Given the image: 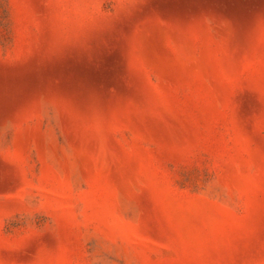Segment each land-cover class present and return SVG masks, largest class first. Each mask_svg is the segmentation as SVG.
<instances>
[{
  "label": "rangeland",
  "instance_id": "374dc122",
  "mask_svg": "<svg viewBox=\"0 0 264 264\" xmlns=\"http://www.w3.org/2000/svg\"><path fill=\"white\" fill-rule=\"evenodd\" d=\"M0 86V264H264V0H0Z\"/></svg>",
  "mask_w": 264,
  "mask_h": 264
},
{
  "label": "bare ground",
  "instance_id": "6f19581e",
  "mask_svg": "<svg viewBox=\"0 0 264 264\" xmlns=\"http://www.w3.org/2000/svg\"><path fill=\"white\" fill-rule=\"evenodd\" d=\"M77 72H78V71H77ZM70 73H71V72H70ZM65 74H66V73H65ZM78 75H80V74H78ZM83 75H84V74H83ZM61 76H62V75H61ZM81 76H82V75H81ZM81 76H80V77H81ZM87 76H89V75H87ZM82 77H83V76H82ZM84 77H85V76H84ZM84 77H83V79L86 78V77H85V78H84ZM70 78H71V77H70ZM73 78H74V76H73ZM74 79H75V78H74ZM74 79H73V80H74ZM65 80H66V79H65ZM67 81H68V80H67ZM71 81H72V80H71ZM85 82H86V83H85ZM85 82H84V83L86 84V86H88V88L91 89V88L94 87V86H93V85H94V84H93L94 82H93L92 79H89V78H88V79H86ZM82 83H83V82H82ZM72 84H73V83H72ZM69 85H71V84L68 83V86H69ZM75 85H76V84H75ZM96 85H97V84H96ZM1 86H3V85H1ZM1 86H0V87H1ZM76 86L78 87V85H76ZM86 86H84V87H86ZM8 87H9V86H8ZM8 87L6 86V88H8ZM72 87H74V86H72ZM99 87H100V86H99ZM12 88H13V87H12ZM12 88H11V89H12ZM67 88H68V87H67ZM74 88H75V87H74ZM80 88H82V86H81ZM95 88H96V87H95ZM2 89H4V88L2 87ZM2 89H1V90H2ZM8 89H9V88H8ZM98 89H99V88H98ZM69 90H70V89H69ZM74 90H75V89H74ZM86 90H87V88H86ZM6 91H7V90H6ZM6 91H5V92H6ZM8 91H9V90H8ZM76 91H77V90H76ZM82 91H83V89H82ZM82 91L80 90V91H78V92H80V94H81ZM99 91H100V90H99ZM1 92L3 93V91H1ZM85 92H86V91H85ZM8 93H9V92H7V94H8ZM89 93L92 94V91L89 92ZM5 94H6V93H5ZM83 94H84V93H83ZM94 94H95V92H94ZM88 95H89V94H88Z\"/></svg>",
  "mask_w": 264,
  "mask_h": 264
}]
</instances>
